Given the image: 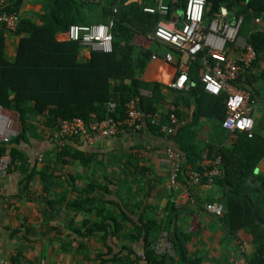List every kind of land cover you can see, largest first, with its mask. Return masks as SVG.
<instances>
[{
    "label": "crops",
    "instance_id": "0c3cea01",
    "mask_svg": "<svg viewBox=\"0 0 264 264\" xmlns=\"http://www.w3.org/2000/svg\"><path fill=\"white\" fill-rule=\"evenodd\" d=\"M23 1V7L29 12L42 10L39 1ZM93 1L83 10L86 24L103 23L96 20L98 14L95 15L92 9L96 8L98 12L100 6L98 0ZM124 2L144 7L154 4V0ZM167 2L169 0H165ZM183 13L182 9L173 10L168 20L179 27L184 21ZM221 14L226 16L227 9L222 7ZM131 17L136 27L130 39L135 50L144 49L151 55L142 63L141 75L145 81L161 85L162 98L153 96L159 113L166 112L171 102L179 99L175 134L166 139L146 127L138 132L121 130L113 137L96 136L86 147L78 146L74 139H70L67 153H71L74 147L80 148L89 158L88 165L72 161V164L49 167L46 169L48 174H45L41 167L43 160L36 158L50 151L53 154L51 131L40 125L39 116L28 113V129L24 131L25 139L19 143L26 160H18L14 167H6L5 174L0 176L1 258L11 260L19 253L16 263L125 264L122 259L127 254L124 246L142 252L141 239H131L136 234L134 223L139 224V218L156 217L161 224L176 220L180 229L189 236L186 244L188 256L201 257L202 264H248L253 249L249 236L245 233L237 237L230 235L218 216L207 211L204 205H195L188 188L180 180L177 189H169L168 170L161 163L169 145L181 153L183 160L190 156L196 165L202 167L210 163L209 150L229 141L226 132L219 127V118L210 113L217 112V101L209 94L200 96V100L193 97L188 90L195 84L190 78L194 60L167 43L148 38L152 31L140 30L146 28L144 21H139L137 16ZM254 23L257 29L264 27L259 18H255ZM202 27L204 29L205 22H202ZM239 35L245 39L243 34ZM2 38L0 71L4 55L11 60L14 58L16 44L12 32L3 30ZM66 39L64 33L58 35V40ZM90 51L87 47L79 48L78 60L86 62ZM223 52L230 56L237 54L233 44L232 47L225 44ZM183 68L192 85L187 90L172 88L170 83ZM142 91L151 95L146 89ZM252 107L253 115L258 117L264 107V79L255 81ZM14 128L18 134L20 121ZM1 158L7 161L6 156ZM260 166L256 171L264 172L263 159ZM32 169L34 173L24 187V176ZM190 186L197 196L203 198L212 197L217 192L213 182L190 183ZM47 200L55 202L48 205ZM171 202L180 209L176 217L170 212ZM102 220L106 222L103 227L100 225Z\"/></svg>",
    "mask_w": 264,
    "mask_h": 264
},
{
    "label": "trees",
    "instance_id": "16d2710c",
    "mask_svg": "<svg viewBox=\"0 0 264 264\" xmlns=\"http://www.w3.org/2000/svg\"><path fill=\"white\" fill-rule=\"evenodd\" d=\"M36 1L42 4L40 12L26 10L23 7V0H8L2 8L20 15L17 28L12 32L16 37L15 56L11 60L4 55L0 71V105L13 111L18 117V122L21 123V129L16 136L11 137L7 143H0V156L7 154L10 157L7 169L16 166L18 160H26L19 143L25 139L24 131L28 129L26 124L28 113L39 116L40 125L53 131L58 118L77 116L88 122L93 119L123 117L125 104L130 99H135L143 113L159 114L156 123L146 120L143 128L146 127L163 136L159 128L167 120L168 110L159 113L153 97L162 98L161 85L145 81L140 71L142 63L151 56L150 52L144 49L136 51L130 40L136 29L131 15L137 16L139 21H144L146 28L140 30L146 33L154 29L159 16L143 11L144 6L133 2L125 4L124 0H98L97 4L100 6L98 12L96 8L92 9L95 15L98 14L96 20L107 22L112 18L114 21L111 28L113 49L111 52L91 50L89 59L80 62L78 51L81 47L77 42L67 39L58 40V35L65 33L71 23L86 24L83 10L91 6L94 1ZM186 1L169 0L167 2L169 12L165 19H169L173 10L184 11ZM222 7L227 9L226 16L221 14ZM239 15L242 16V20L238 34L244 35L246 42L253 47L256 57L250 67L242 69L233 83L249 93V104L253 106L255 81L258 78L264 79V27L257 29L254 23V19L259 18L260 24L264 25V0H205L202 22H205L206 31L212 20L231 22ZM3 30L6 31L0 23V50ZM120 42H123V45H120ZM225 44L232 47L231 42ZM206 56V50H202L192 62L194 68L190 78L195 84L188 92L198 100L200 96L209 94L214 101H217V112L210 113L219 118V127L226 132L229 141L226 145L209 150L210 163L205 167L196 165L190 156L185 157L184 160L182 158L183 163L177 174V181L180 180L188 188L196 206L203 207L207 203L220 205L222 211L218 217L227 232L234 237L240 233L249 236L253 249L247 260L248 264H264V172L256 171L261 167L264 156V107L258 117L253 115L252 110L254 125L250 137L244 131H229L223 128L225 95L206 92L200 81L202 70L200 59ZM142 89L150 91L151 95H143ZM110 101L116 103L111 110L108 107ZM178 102L179 99L176 98L171 104L178 106ZM176 114L178 117V110ZM122 130L129 131L125 128ZM68 147H70L68 142L60 150L53 146L52 155L50 151L41 157L43 160L41 167L43 172L45 170V174H48L46 169L49 167L72 164V161L82 166L88 165L90 161L83 150L74 147L71 153H67ZM216 156L220 157V173L213 179L217 192L212 197H199L192 190L190 183L193 182L184 175V170L190 168L198 171L199 182H207L208 176L204 172L212 168ZM43 172L41 170V173ZM33 173V169L27 171L23 179L24 187L29 184ZM42 179L45 181L44 177ZM53 202L55 201L50 203V200H47L48 205ZM115 205L119 207L117 202ZM169 209L175 217L180 210L173 202L170 203ZM138 222L139 224L134 223L136 234H133L131 239L133 241L141 239L146 264L176 262L202 264L201 257L188 256L186 244L189 236L180 229L176 220L170 219L167 224H161L155 217L145 220L139 218ZM104 223L106 222L102 220L101 227ZM162 231L168 234L173 255L157 254L152 249V245ZM124 248L127 251L126 256L122 258L125 264H140L138 251L125 246ZM19 255L18 253L17 256H12L11 260L18 262Z\"/></svg>",
    "mask_w": 264,
    "mask_h": 264
},
{
    "label": "built area",
    "instance_id": "2783aa9c",
    "mask_svg": "<svg viewBox=\"0 0 264 264\" xmlns=\"http://www.w3.org/2000/svg\"><path fill=\"white\" fill-rule=\"evenodd\" d=\"M8 0H0V23L8 32H14L20 20V15L14 11H5L2 8ZM205 0H187L184 9V21L181 26H175L172 21L165 17L169 12V5L165 0H154L152 6L143 7V11L155 13L159 16L154 29L148 35V38L167 43L180 53L186 55L189 59H196L198 53L206 50L207 56L201 57L202 64L200 81L206 92L219 95L224 94L225 116L222 120L223 128L234 131L241 130L252 135L253 116L252 106L249 104V93L234 85L242 69L248 68L252 60L256 57L253 47L241 38L238 29L241 24L242 16L239 15L233 22L216 21L210 22L209 28L205 31L202 27L203 11ZM116 10L114 9V12ZM113 19L107 22L94 24H69L64 35L68 40L75 41L80 47H87L91 50L111 52L113 49V37L111 28ZM226 42H231L236 49V56L226 55L223 52V46ZM122 45V43H120ZM192 85L187 77L186 69L183 68L177 78L170 83L172 88L187 90ZM143 95L149 92L142 91ZM116 103L110 101L109 109H113ZM126 110L123 117H107L103 119H93L88 122L81 117L58 118L56 127L51 131L53 146L60 150L70 139H74L78 146L86 147L91 145L96 136L113 137L123 128L138 132L143 129L145 121L156 123L159 114H145L137 105L135 99H130L125 104ZM177 107L170 104L168 108L167 120L160 125L159 131L166 139L174 135L178 117ZM18 122L17 115L11 114L0 105V143H7L11 137L17 135L14 125ZM2 156H6L7 161ZM0 156V176L6 171L7 162H10L9 155ZM41 159L39 155L38 160ZM264 160V156L262 157ZM161 163L167 168V187L175 190L179 186L177 174L181 169L183 160L181 153L171 145L165 148ZM220 157L216 156L212 168L205 171L208 176L207 182H213V179L219 175ZM184 173L191 179V182L198 183L200 173L196 170L187 168ZM205 209L216 216L221 214V206L207 203ZM152 249L157 254L173 255L168 234L162 231L159 237L152 245ZM141 258L140 264H146L142 252L138 253ZM0 264H24L16 263L8 258L0 257Z\"/></svg>",
    "mask_w": 264,
    "mask_h": 264
}]
</instances>
